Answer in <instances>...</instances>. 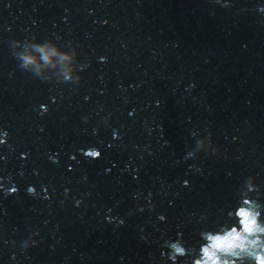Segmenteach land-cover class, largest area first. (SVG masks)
<instances>
[{
    "label": "water",
    "instance_id": "obj_1",
    "mask_svg": "<svg viewBox=\"0 0 264 264\" xmlns=\"http://www.w3.org/2000/svg\"><path fill=\"white\" fill-rule=\"evenodd\" d=\"M228 2L0 0V264H172L264 184V0ZM32 35L78 44L82 85L21 71L6 41ZM205 129L217 155L185 161Z\"/></svg>",
    "mask_w": 264,
    "mask_h": 264
},
{
    "label": "clouds",
    "instance_id": "obj_2",
    "mask_svg": "<svg viewBox=\"0 0 264 264\" xmlns=\"http://www.w3.org/2000/svg\"><path fill=\"white\" fill-rule=\"evenodd\" d=\"M215 3L221 7L231 6L228 0H215ZM258 11L264 14V7H260ZM59 41V37L40 41L36 35H32L31 38L26 36L23 39H9L6 44L18 68L28 73L32 79L49 84L78 87L84 81L81 73L89 66V62L81 63L78 44ZM59 95L62 97L63 92L61 91ZM41 108L47 111L46 106L42 105ZM205 132L206 135H200L198 131L191 132V136L196 139L183 157L185 161L199 162L201 154L217 155L219 149L212 139V133L207 129ZM7 135L4 131L3 136L6 138ZM116 135L114 132V138ZM4 142V139H0V144ZM84 155L87 158L97 159L102 154L97 148L91 147L84 152ZM190 168L201 171L202 166L194 163ZM258 176L257 173L243 177L237 190V206L227 212V219L223 223L199 233L198 248L186 247L182 234L178 233L176 240L169 239L164 242V247L168 251L162 252L161 256L167 255V259L172 261V264H177L181 258H186L183 264H264V202H262L264 184L257 182ZM184 183L187 185L188 182ZM17 191L18 189L13 187L8 194ZM27 193L31 196L38 195L33 186L28 187ZM79 203L77 201V205ZM158 218L161 221L165 220L162 215ZM120 224H123V220ZM2 238L5 245L11 244L15 247L18 244L20 251L28 253L40 243L41 229L36 227L27 237L17 241L9 236L7 228L4 227ZM12 258L16 259L15 254Z\"/></svg>",
    "mask_w": 264,
    "mask_h": 264
}]
</instances>
